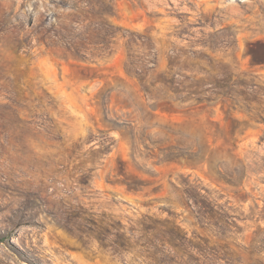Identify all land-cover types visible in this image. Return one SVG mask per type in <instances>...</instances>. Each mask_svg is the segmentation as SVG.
<instances>
[{
	"label": "rangeland",
	"instance_id": "374dc122",
	"mask_svg": "<svg viewBox=\"0 0 264 264\" xmlns=\"http://www.w3.org/2000/svg\"><path fill=\"white\" fill-rule=\"evenodd\" d=\"M0 264H264V0H0Z\"/></svg>",
	"mask_w": 264,
	"mask_h": 264
}]
</instances>
